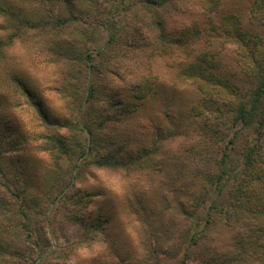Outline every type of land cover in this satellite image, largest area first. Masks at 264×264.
<instances>
[{"label": "rangeland", "instance_id": "374dc122", "mask_svg": "<svg viewBox=\"0 0 264 264\" xmlns=\"http://www.w3.org/2000/svg\"><path fill=\"white\" fill-rule=\"evenodd\" d=\"M75 1L82 13L79 23L42 32L13 19L36 20L46 9L0 0L12 12L7 16L0 11V39L21 28L0 52V197L8 208L0 219V234L5 244H20L16 263L234 264L243 225L228 223L227 211L214 208V203L221 206L214 187L190 191L192 178L186 174L198 167L184 166L199 152L208 163L198 169L221 159L222 147L208 145L194 131L217 129L218 139L226 143L232 131L209 126L220 123L216 114L224 107L221 101L203 94L197 84L179 82L175 74L207 50L217 72L244 74L236 46H208L200 39L187 58L171 67V58L150 56L145 44L151 35L143 27L142 44L117 51V66L111 65L112 56L96 51L110 34L125 47L131 42L129 30L150 19L161 20L168 40L194 21L219 23L230 13L239 15L246 29L264 35V25L250 17L253 0H223L219 14L202 10L195 0L179 3L176 10L170 4L148 7V0ZM110 13L105 26L102 19ZM55 51L71 54V60L53 57ZM88 51L93 53L90 62ZM145 75L154 79L153 91L129 110L136 93L131 86ZM105 84L120 89L119 99L126 104L120 109L129 111L118 123L108 118L100 122L105 106L89 110V91ZM205 98L211 102L206 108ZM92 136L101 142L91 146ZM240 157L230 152L227 175L243 167ZM107 160L118 165L97 166ZM23 224L28 231L19 237ZM242 264H264V255Z\"/></svg>", "mask_w": 264, "mask_h": 264}, {"label": "trees", "instance_id": "16d2710c", "mask_svg": "<svg viewBox=\"0 0 264 264\" xmlns=\"http://www.w3.org/2000/svg\"><path fill=\"white\" fill-rule=\"evenodd\" d=\"M17 1L27 6L36 7V9H46L36 20L35 18H23L21 21L17 16L13 19L17 23L23 22L24 26L30 30L41 29L42 32L59 30L69 27L73 23H79L82 19V13L77 12L75 9V0ZM183 1L189 0H148L147 3L148 7L154 6L157 8L170 4L171 9L176 10L177 6L180 5L179 3ZM222 1L195 0L194 3L204 11L207 10L210 13L219 14L218 11ZM58 9L59 12H57ZM0 11L7 16L8 13L12 14L9 7L0 6ZM112 14L110 13L107 15L108 17L102 19L104 20L102 21L103 25L106 26ZM250 17L253 22L256 21L257 24L261 23L264 25V0L252 1ZM9 27H4V29L9 30ZM143 27L147 30L148 35H151L148 39L150 41L145 44L151 50L150 56L156 57V54H159L158 56L171 58V67L174 63H177L178 59L187 58L190 49L200 39H203V42L208 46L219 43H232L236 46L238 56L236 61L243 68L244 74L228 75L217 72L214 55H211L208 50L199 53L191 63L181 65L175 74L179 82H187L190 85L197 84L198 89L203 94L213 95L214 100L221 101L224 107L219 108L218 114H216L217 118L220 119V123L209 124V126L219 128L222 125L224 131L228 133L232 131V135L228 137L227 143L218 139L219 132L217 129L210 133L207 128V131L204 132L201 126L198 130L194 131L201 133V136L205 139L204 142L208 145L212 146L216 144V146L222 147L220 149V152L222 151L221 159L215 165L211 162L210 167L204 168V170L198 169L202 167V164L207 162V156L199 152L191 155L188 159L190 162L188 161V164L184 163V166L188 167L192 165L198 167L195 171L192 170L194 168L190 169L188 174H186L187 177L192 178L193 184H191L192 190L190 191H193L195 188L214 187L217 192V198L221 200V206H217L214 203V208L221 207V210L227 211L229 214L227 218L228 223L233 221L240 222L243 225V228L238 230L240 239L235 244L236 262L234 264H242L248 258L259 259L264 255V35L262 33L257 34V32L253 33L250 29H246L241 17L235 13H230L222 15L219 23H215L212 19H205L202 24L194 21L184 29L180 36H174L172 37L174 39L168 40L164 24L161 20L150 19L147 23H140L139 26H133L129 30L131 42L126 44L125 47L122 42L120 43L118 36L110 34L104 48H99L96 53L102 57L104 55L112 56L111 65L117 66L115 64L119 56L117 51L122 49L126 51L129 47L137 48L142 44L138 39L144 34L142 33ZM16 29L12 36L9 32L8 39H0V52L19 36L21 28L16 26ZM153 34H157V40ZM52 55L53 57L65 58L64 60H71V54L65 57L63 56L64 54H58L55 51ZM84 55L85 53L82 52L83 57H85ZM92 58L93 53L88 51L86 60L90 62ZM92 67L95 70H100L99 66ZM110 70L111 66H108L105 72L108 73ZM152 79L151 75H145L140 78L138 83L131 86L134 90L136 88V93L131 101L132 103L129 105V110L132 107L135 108L137 99L142 102L146 95L151 92L154 80ZM102 88L93 87L89 91L91 103L89 110L91 108L92 110H96L100 106H105V115L100 122L106 123L108 118L113 124L118 123L129 112L120 109L126 105L119 99L120 89H113L108 84L103 85ZM105 100H107V103ZM206 100L207 103H204V108L211 103L209 99L205 98ZM114 117L116 118L114 119ZM203 133H205L204 136ZM90 134L93 135L92 131H90ZM90 141L91 146L101 142L100 139L93 136ZM232 151L240 154V161L243 167L231 173L229 172L227 175L228 158ZM117 165V163H113L111 160L97 163V166L101 168L106 166L113 168ZM120 165H123V163H120ZM5 214H8L6 201L0 197V219ZM20 214L25 216L23 212H20ZM210 222V220L207 221V225ZM27 229L28 227L23 224L22 230L18 233L19 237L28 231ZM1 235L0 264L3 261L5 263V261L10 260L12 264H19L16 261L20 260V244L16 247L13 243L5 244L4 237H1ZM23 258L26 257L23 256Z\"/></svg>", "mask_w": 264, "mask_h": 264}]
</instances>
